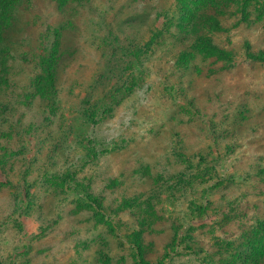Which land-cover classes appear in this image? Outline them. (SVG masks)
<instances>
[{
  "label": "rangeland",
  "instance_id": "374dc122",
  "mask_svg": "<svg viewBox=\"0 0 264 264\" xmlns=\"http://www.w3.org/2000/svg\"><path fill=\"white\" fill-rule=\"evenodd\" d=\"M157 11L164 18L156 27L162 29L176 16L180 37L171 45L165 36L167 51L163 49L162 54L171 53L162 58L171 62L163 66L147 56L153 65L147 63L142 75V68L127 53L132 49L130 40L139 33L135 35V29L118 20L141 13L146 21L139 30L144 34ZM0 22L10 26L0 39L6 47L0 59L8 58L0 74L18 79L43 76L42 56L55 80V104L47 99L52 91L44 89L46 102L37 98L29 110L23 104L15 112V116L18 112L23 115L18 133L21 141L31 143L25 158L31 163L30 182L37 190L33 192L35 201L25 204L20 219L24 232L36 235L43 227L40 220L47 218L44 242L51 252L50 264H65L63 259L75 264L79 240L92 234L103 240L96 242L98 251L105 253L102 244L106 242L113 245L116 257L121 256L117 242L132 239L141 218L150 222L141 232L144 244L148 240L154 243L153 249H146L148 257L157 256L154 261L164 255L163 246L171 238L178 246L167 264H242L256 253L257 240L245 239L238 230L264 212V179L243 182L236 178L225 188L223 183L203 181L184 190V185L175 184V175L191 168L187 162H195L192 157L199 154L208 164L216 159L214 178L235 172L253 174L257 165L264 166V63L246 58L248 51L264 55V0H2ZM114 37L119 42L116 46L109 42ZM199 41L204 48L199 49ZM183 46L197 49L186 65L176 66L178 72L169 69ZM210 46L224 52H210ZM112 65L122 72L109 73ZM25 83L24 78L18 88ZM170 83L174 89L163 98ZM15 87L13 83L10 90ZM20 91L12 96L16 99ZM235 112L241 113L237 120L244 131L233 135L229 129ZM211 130L221 139L218 148L212 146L215 137ZM62 139L67 145L58 161L45 151L37 156L38 146ZM108 143H116L118 149ZM174 146L183 156L171 155ZM93 147L96 157L92 160L88 153ZM64 157L67 164L77 158L89 161L81 172L76 171L70 187L90 193L103 207L95 219L85 222L77 217L85 209L94 212L96 206L66 189L65 195L55 198L60 210L41 212L35 181L67 173ZM109 179L119 186L109 187ZM3 198L0 196V213L7 214ZM68 214L78 227L66 219ZM106 216L111 219L109 225L104 224ZM57 218L59 227L54 222ZM232 241L233 246L228 245ZM61 243L67 251L64 258L57 255ZM13 244L21 249L20 234ZM189 245L196 249L189 250ZM93 252V248L85 252L90 264H121L119 259L108 263ZM124 264H131L130 258Z\"/></svg>",
  "mask_w": 264,
  "mask_h": 264
},
{
  "label": "trees",
  "instance_id": "16d2710c",
  "mask_svg": "<svg viewBox=\"0 0 264 264\" xmlns=\"http://www.w3.org/2000/svg\"><path fill=\"white\" fill-rule=\"evenodd\" d=\"M2 0H0V3ZM8 5V4H7ZM205 5H203L204 7ZM140 16V17H138ZM141 16V13H136L135 15H130V17L126 18L124 21L122 18L118 20L119 23H123L125 25H128L129 27L135 29V35H137V32L139 33V36L132 38L130 41L132 43V49L129 50L127 53L130 55V58L135 60V64L139 65L140 68H142V72L140 74L145 75L147 71L146 64L150 63L153 65V63L149 62V60L146 59L148 56L149 58H153L155 60H158V64H161L163 66H167L169 64L167 58H162L166 55H169L171 52H163L164 49L167 51L166 47L164 48L163 44L165 43L163 38L167 36L168 42L172 45L173 41H176L179 39V30L176 28L175 23H178L175 21L176 16H172L174 18H169L170 20H174L173 23L169 24H163L162 29H158V25L156 27V24L161 21L162 15L161 12L157 11L155 14V17L153 21L151 22L150 29H147L144 34L140 33L139 27L143 28V23L146 21V19H142L144 17ZM149 20V18H148ZM171 24V25H170ZM164 28V29H163ZM60 29V27L57 28V30ZM181 29V28H180ZM10 30V26L7 28L6 24L0 22V39H4V37L8 34ZM146 34L148 35V38H145ZM113 45L119 44L118 38L114 37L112 40H109ZM180 43V42H179ZM178 43V44H179ZM198 47L201 49V43L198 42ZM177 44V45H178ZM248 46V45H247ZM58 47V43H57ZM114 47V46H113ZM6 47L2 45V40H0V57L3 54V51ZM55 48V46H54ZM59 48V47H58ZM204 48V47H202ZM249 48V46H248ZM197 48L194 47H187L183 46L181 47L174 55H176V60L174 61L173 65L168 66L169 69H173L174 71L178 72V68L183 65H186L188 63V59L191 58V55L196 52ZM210 52L214 51L217 53L222 54L224 51H222L218 46H210L209 47ZM258 53V52H257ZM257 53H251L247 52L246 58L249 61L253 62H261L264 63V55H257ZM260 53V52H259ZM262 54V53H261ZM188 55V56H187ZM62 56V55H60ZM187 56L186 62H184L185 57ZM160 58V59H159ZM7 56L0 59V71L3 70V68L6 66L7 63ZM146 59V60H145ZM40 60V67L42 68V71L44 72L43 76H39L38 74H33L29 77H24L26 80V83L23 84V86L18 88L19 83L21 81H24V78L18 79L17 77H8L5 75L0 74V92H4V94H0V117H2V120H0V126H3V129H0V131H3L0 133V196L1 198L4 196L3 199L7 200V214L0 213V234H3L4 238H0V264H50L49 256H51L50 249L48 247L47 242L45 241V237L47 235V229L49 228V223L47 218L41 219V224L43 227H41L38 230V233L35 234H27L24 232L23 223L21 222V214L23 212V209L25 207V204L28 201H35L36 195H34L33 192L37 191L36 184H32L30 182V171L29 168L31 167V163H28V160L25 158L26 153L30 152L32 149L30 147L31 143L29 142H23L21 141L18 133L20 132L21 128V120L23 118V115L16 113L17 116H15V112H17L21 105H25L27 110H29V104L34 103L37 101V98L41 103L46 102L48 99L51 101V103L55 104V98L53 90L55 87L54 84V78L50 75V73L47 71V68L45 66V61L42 56L39 58ZM115 63H117V59L115 58ZM152 61V62H153ZM10 63V60H9ZM175 64V65H174ZM114 65L110 66V69L108 70L109 73L113 71L115 72H122L119 67H114ZM161 66L162 68H164ZM177 66V67H176ZM146 70V71H145ZM172 71V70H171ZM174 72V73H177ZM173 73V72H172ZM148 75V74H147ZM151 75H148L146 77H150ZM169 76V73L166 74V77ZM145 77V76H144ZM144 79V78H143ZM37 80V82H36ZM13 83L16 84V87L14 91L10 87L13 86ZM136 83L132 86H130V90L136 87ZM174 89L173 83L167 84L165 86L166 96L163 98L168 97V93H172L170 89ZM46 89L47 92L51 90V94L48 95V98L45 99V93L42 92V90ZM122 89V88H121ZM129 89L127 91H129ZM22 90V92L20 91ZM20 91L22 94H16V99L14 98L13 93ZM171 91V92H170ZM46 92V93H47ZM190 106V104H189ZM10 115V117L5 118V115ZM238 114V115H237ZM241 113L235 112L233 113L234 120L231 123L229 133L230 134H241L243 133L244 129L243 124L241 121L237 120V117H239ZM241 120V119H240ZM20 121V122H19ZM211 133L214 135L212 140V146H215L218 148L219 143L221 142V139L218 138V135L215 134L214 130H211ZM218 138V139H217ZM20 139V140H19ZM40 145V144H39ZM67 145L66 140H59L57 142H48L45 146H38L36 149V154L39 156L43 151L46 153L51 154L54 158V161H58L59 155L61 152L65 149ZM113 149L117 150L118 145L116 143H108ZM175 145V144H174ZM45 147V148H44ZM173 147V146H172ZM177 146H174V150L171 151V155L175 153L176 155L183 156V154L179 151H176ZM44 148V149H42ZM87 148V147H85ZM92 151L88 154L91 155L90 158L96 157V148L93 147L91 149ZM36 156V157H37ZM195 162H187L191 168H186L187 171H180L176 173L175 178L178 180L176 182V185H184L187 189V187L195 186L202 184L203 181H211L212 184H221L223 183L224 188L227 186H232L234 182H236V178H242L243 182L247 181H261V179H264V166L257 165L255 167V172L253 174L247 173V172H241V175L238 172H235L232 175L229 176H221L220 178H214L211 177L212 172L214 171V163L208 164L206 162V159L202 154H199V156H193ZM62 164L63 167H68L67 173H57L53 178L46 176L45 178L39 180L37 183L39 189L37 194L42 201V205L40 207L41 212L45 210H55L61 209V206L59 203L55 201V198L60 195H65V189L69 191L70 194H74L77 198H82L83 200H86L92 204H95L96 209L95 211H89L86 210L82 213H79L77 217H81L85 220V222H88V220H91L94 218V216H100L102 213V208L100 204H97L96 199H94L92 196H90V193H84L79 192V190L76 187H73V189L70 187V182H72L76 178V171L81 172L83 167L89 163L88 160H84L82 158H77L78 160L73 163L66 162V158H63ZM93 160V158H92ZM92 162V161H91ZM254 163L256 161H253ZM30 164V165H28ZM56 164V163H54ZM214 164V165H213ZM186 166V164L184 165ZM72 171V169H74ZM15 170V171H14ZM236 171H239L236 168ZM216 175L215 172H213V176ZM207 177V178H206ZM159 179V178H158ZM35 185V187H33ZM222 185V186H223ZM66 186V188H64ZM109 187H117L119 184H117L116 180L109 179L108 181ZM32 187L34 190L32 191ZM50 198L52 200L49 202ZM49 202L48 206H44V203ZM96 202V203H95ZM263 211H264V204H263ZM11 210V211H10ZM60 214H63L62 212H59ZM77 213V212H76ZM76 217V216H75ZM93 217V218H91ZM68 218L69 221H71V224L75 223V218H73V215L68 214L66 216V219ZM57 221H54L55 224H58L57 227L61 225L59 221H61L59 218H57ZM72 219V220H71ZM95 219V218H94ZM59 222V223H58ZM83 222V223H85ZM105 222V223H104ZM104 224H108L111 222V219L109 216H106V220L104 221ZM150 222L147 223V221L143 218L138 219L136 221L137 227L139 226L138 231L135 232L132 236V239H129L128 237L125 238L124 242L121 243L119 240L117 242V245L123 254L121 256H115L114 250H112L113 245H108L106 242H104L103 248L106 249L105 253H101L100 250L98 251L96 248H99V244L96 243L97 241L102 242L103 240L95 235L92 234L89 238L87 237L85 241L82 239L79 240L78 244H80L79 247H77V258L75 260V264H88L89 261L85 255V252L91 251L95 249V257L104 258L105 261L108 263H111L112 261L119 259L121 261V264H124L126 262L127 257L130 258L131 264H167V261L173 260L172 254L176 251V247L178 246V242L173 240L169 241L166 245L163 246L164 250L161 257H158L157 261H154L157 257L156 255H150L147 256V247L149 246L151 249L154 248V243L151 240H148L145 244L144 241V235L142 234L143 229L145 226L149 225ZM47 226V228H46ZM78 227V226H76ZM146 228V227H145ZM58 233L60 234V229H58ZM240 232V235L244 237L245 239L253 238L254 240H257L256 253L253 256L247 257L242 264H264V212L259 214L258 216H255L250 222L248 221V226L242 229L238 230ZM20 234V238L24 241L23 246L20 248H15L14 241L15 238H18ZM241 236L239 237V240L241 239ZM100 238V239H99ZM236 242H238L236 240ZM11 246H9V244ZM234 241L232 243L228 244L230 246H233ZM175 246L172 250H167L170 247ZM65 246H62V243L60 245V248L62 251L57 253V255H61L62 258L65 257L67 254V251H63ZM192 246H188L189 250H195L196 248H193ZM100 249V248H99ZM127 249H130L129 252ZM66 250V247H65ZM262 250V251H261ZM84 253V254H83ZM87 254V253H86ZM83 255L85 258H83ZM68 258V255L66 256ZM79 259V261L77 260ZM63 263L69 264L65 259H63ZM112 260V261H111ZM164 260V261H163ZM227 262V260L225 261ZM100 262H98L99 264ZM90 264V263H89Z\"/></svg>",
  "mask_w": 264,
  "mask_h": 264
}]
</instances>
